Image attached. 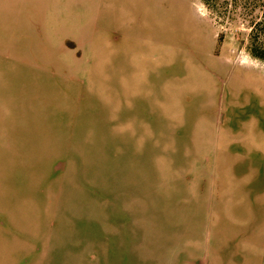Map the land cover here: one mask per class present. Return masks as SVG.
<instances>
[{
    "label": "rangeland",
    "instance_id": "rangeland-1",
    "mask_svg": "<svg viewBox=\"0 0 264 264\" xmlns=\"http://www.w3.org/2000/svg\"><path fill=\"white\" fill-rule=\"evenodd\" d=\"M222 1L0 0V264H264V60Z\"/></svg>",
    "mask_w": 264,
    "mask_h": 264
},
{
    "label": "trees",
    "instance_id": "trees-1",
    "mask_svg": "<svg viewBox=\"0 0 264 264\" xmlns=\"http://www.w3.org/2000/svg\"><path fill=\"white\" fill-rule=\"evenodd\" d=\"M205 1L214 3L215 0ZM229 4L231 7L227 10ZM217 7L236 14L247 23L250 28L247 51L264 60V0H223Z\"/></svg>",
    "mask_w": 264,
    "mask_h": 264
}]
</instances>
